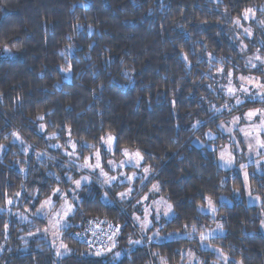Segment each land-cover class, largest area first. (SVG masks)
I'll return each instance as SVG.
<instances>
[{
  "label": "trees",
  "instance_id": "1",
  "mask_svg": "<svg viewBox=\"0 0 264 264\" xmlns=\"http://www.w3.org/2000/svg\"><path fill=\"white\" fill-rule=\"evenodd\" d=\"M261 4L264 0H0V45L19 46L12 55L0 48V207L16 199L11 212L0 210V264H157L159 259L178 264L183 249L196 250L197 264H214L215 253L200 249L199 240L216 222L225 232L209 240L229 256V264H264L259 230L264 173L249 166L262 202L247 204L239 170L223 169L217 161L228 138L217 127L226 113L216 110L226 95L217 85L220 67L242 66L247 50H264L258 44L260 39L264 45V27L244 16ZM236 19L250 24L248 37ZM207 129L217 137L207 140ZM107 133L116 137V156L124 148L142 154L160 194L171 202L173 216L160 230L191 237L150 244L130 221L132 201L93 199L100 188L96 181L102 180L62 149L71 136L78 159L105 153L101 137ZM196 136L216 147L197 145ZM80 172L94 180L82 186L71 224L61 231L69 252L57 256L45 238L29 234L43 229L46 218L35 216L28 224L20 211L37 207L57 186L67 188L69 177ZM221 195L231 202H220ZM209 197L217 205L215 217L199 208ZM107 226L119 231L99 245L96 239ZM133 235L142 244L112 262Z\"/></svg>",
  "mask_w": 264,
  "mask_h": 264
},
{
  "label": "rangeland",
  "instance_id": "2",
  "mask_svg": "<svg viewBox=\"0 0 264 264\" xmlns=\"http://www.w3.org/2000/svg\"><path fill=\"white\" fill-rule=\"evenodd\" d=\"M250 9L252 12L246 16V19H254L253 22L255 24H258L260 27H264V17L261 16V14L264 12V4H261L257 7H252ZM237 20H239L241 27L239 32H242L243 37H248L247 34L250 32V30H248L247 26L250 24L245 26L241 19H236V21ZM258 44L260 48L264 47L263 42L260 39ZM240 47L242 51L247 50L248 45L246 41H243L240 44ZM247 51L245 53L242 66H232L228 69L220 67V69H223V71L221 72L220 69L218 71V77L216 79L217 85L226 95L224 101L216 106V110L220 114L225 112L226 115L217 120V127L223 134L227 136L228 141L223 146L218 148L217 161L219 166L223 169L237 168L239 170L243 181L246 203L249 205H259L262 202V198L254 190L251 184L249 166L253 165V168L257 173H264V147H261V145L264 144V116L249 118L247 117L246 113L254 109H260L264 111V87L257 86L264 84V50L256 49L250 52ZM257 57H259V59H257ZM236 67L238 68L237 71L235 69ZM246 67L248 70L243 71L244 69L246 70ZM241 77L244 79L241 80ZM228 87H235L238 89V91L234 95H230L227 91ZM238 100L241 101V103H237ZM225 105H227V107H225ZM235 117L240 118L238 122H234ZM41 125L44 124L42 123ZM41 125L40 131H44L45 126L42 129ZM229 129H231V131H229ZM68 134L70 135V133ZM107 134L105 135V138ZM112 135L114 136V134ZM217 135L218 132L211 129H207L204 132V136L207 138V140L215 139ZM17 136L18 135H16V139L20 140V138H17ZM205 138L203 139L200 136H196L194 143L197 145L207 144L211 148L216 147L215 143H209L205 140ZM26 145L28 146V144ZM73 145H75V147H73ZM103 145L105 153L101 150H96L82 159H78V154L75 153L77 148L76 141L71 136H69L67 139L66 148H63L62 150L67 155L72 153V155L69 156L72 157L80 167H82L84 170L96 172V174L103 181L106 180V177L100 174L99 169L93 170L84 167V165L87 163L88 157H91V162L95 164V154L97 152L100 153L101 164L103 165L104 171L108 172L109 176L116 175L118 177L116 182H111L106 186L115 187L116 184H119L121 188L127 187L128 189H132L131 194L126 196V198L123 200L132 201V206L129 209L130 221L132 222L135 231L137 230L139 234L144 235L145 239L150 242V244L160 243L180 237L189 238L190 234L184 232H164L160 230L163 221L172 218L173 208L171 202L165 196L160 194L158 183L151 179V170L143 164V160L140 161L138 165L134 160L129 162L128 158L123 154V149L121 155L116 156L115 142L112 145L111 150H109L108 145L104 142ZM51 146L57 147L59 145L54 143L51 144ZM42 149V152L55 159H58V161L61 163H64L65 161L67 162V159H62L63 157L54 151H51L47 148ZM124 149H128L129 153H135L137 151L129 148ZM222 153L224 157L223 159H221ZM109 160L114 161V164L110 165L108 163ZM229 160H233V162L228 163ZM241 165L244 167H241ZM145 168H148L149 170L145 171ZM244 173L248 174L247 180H245ZM83 177H89V180H83L81 187L78 189L72 182H70V185L67 188L57 186L62 190V192H67V200L74 205L73 210L69 213L66 220L63 217V211L65 210V199L59 195L53 196V192L48 197L43 199L37 207L27 205L26 210L20 211V219L23 222H27L28 224L35 216L46 218L47 224L43 229L31 230L29 234L32 237L38 236L45 238L49 245L53 247L57 253V256L67 254L69 252L67 246L64 247L65 245L62 241L61 231L64 227H67L71 224V216L74 213L77 203L81 198L80 193L82 186L85 184H90L94 180L90 174L85 172H80L75 179H82ZM129 177H132V179H129ZM249 192L251 195H249ZM50 197L54 201L55 207L53 209L46 207L45 209L41 210V203ZM145 197H147V199H145ZM15 201L16 199L13 200V202ZM105 201L111 202V199H105ZM211 201L212 207L215 208L214 213L209 207L208 199L203 205H200L199 208L201 211L210 213L215 217L217 205L213 199H211ZM219 201L231 202V198L227 197L226 195H221L219 197ZM11 205L12 203H7L5 206L0 207V210L11 212ZM169 206H171L172 211L165 215V213L168 212ZM45 212L49 213L47 217L45 216ZM55 213H61V216L57 217ZM135 217H140V220H136V222L133 223V219ZM58 220L60 221L59 227L56 226ZM147 221H151V224H147ZM45 229H48V231H45ZM259 230L262 234H264V213L261 215ZM157 231L159 232V235L156 234ZM224 232L225 230L222 224L220 222H216L213 224V226L206 228L200 234L199 248L208 249L215 253L216 259H214V264L230 263L229 256L225 254L218 245L212 243L209 240L210 238L224 234ZM202 237L205 238L202 239ZM25 241H28V238ZM136 241H139V243H136ZM140 244H142L141 238L137 235H133L126 246L118 249V251L115 252L116 260H112V262L118 261L125 255H128L132 249ZM117 252L120 253L119 256L116 255ZM181 254L182 260L178 264H197L199 261V256L194 249H183ZM157 264L169 263L165 262L163 259H159ZM237 264L241 263L237 261Z\"/></svg>",
  "mask_w": 264,
  "mask_h": 264
},
{
  "label": "snow or ice",
  "instance_id": "3",
  "mask_svg": "<svg viewBox=\"0 0 264 264\" xmlns=\"http://www.w3.org/2000/svg\"><path fill=\"white\" fill-rule=\"evenodd\" d=\"M252 10L251 9H247L245 10V15L247 16L249 13H251ZM237 23H239V20H237ZM5 51H8V49L6 48ZM257 59H259V57H257ZM220 71L222 72L223 69H220ZM241 80H243L244 78L241 77L240 78ZM258 87H264V84H261V85H257ZM228 93L230 95H234L238 89L235 88V87H228L227 89ZM237 103H241V101H237ZM225 107H227V105H225ZM247 117L249 118H252V117H257V116H264V111L260 110V109H254V110H250L246 113ZM40 119H43V117H40ZM239 117H235L234 118V122H238L239 121ZM41 128L43 129L44 128V125H41ZM229 131H231V129H229ZM70 132V130H69ZM13 135H17V134H13ZM17 138H19L17 136ZM50 138H55V136L53 135V137H50ZM101 140L108 145L109 147V150H111L112 148V145L114 144L115 140H116V137H114L111 133H108L106 138L105 137H101ZM2 147L3 146H0V150H2ZM73 147H75V145H73ZM261 147H264V144L261 145ZM123 154L125 157L128 158L129 162L131 161H135L136 164L138 165L140 163V161L143 160V156L142 154L139 152V151H136L135 153H129L128 149H123ZM40 155V154H38ZM69 155H72V153H69ZM95 158H96V163L93 164L91 162V157H88L87 158V163L84 165V167H87V168H90V169H93V170H96V169H99L100 170V174L103 175L104 177H106V181L110 184L112 182V180H117L118 177H111L109 176L108 172L104 171V168H103V165L101 164V156H100V153L97 152L95 154ZM223 153L221 154V159H223ZM234 159V158H233ZM233 160H229L228 163H232ZM110 165L111 164H114V161H109L108 162ZM241 167H244L243 165H241ZM145 171H148L149 169L148 168H145L144 169ZM135 175V174H134ZM244 176H245V180H247L248 178V174L247 173H244ZM57 179H59V177H57ZM69 179L71 180V182L75 185L76 188H79L81 187L82 185V181L83 180H89V177H83L82 179H72L71 177H69ZM129 179H132V177H129ZM156 187V186H154ZM131 191L132 189H128V192L126 193H120L121 197L123 198L124 196H128L131 194ZM16 195H20V193H16ZM53 196H62L64 199H65V210L63 211V217L67 218V216L69 215V213L73 210L74 208V205L71 204L68 200H67V192H62V190L59 188V187H56L53 189V193H52ZM249 195H251V193L249 192ZM145 199H147V197H145ZM208 199V204H209V207L211 208L212 212L214 213L215 212V208L212 207V201H211V198H207ZM8 203L11 204L13 203L12 200H8ZM49 208V209H53L55 207V204H54V201L52 200V198H48L46 200L43 201V203H41V206H40V209L43 210L45 208ZM172 211V208L171 206L168 207V212L165 213V215H167L168 213H170ZM49 215L48 212H45V216L47 217ZM55 215L57 217H60L61 216V213H55ZM137 221L140 220V217H135ZM147 224H151V221H147L146 222ZM60 225V221L58 220L57 221V224L56 226L59 227ZM45 231H48V229H45ZM115 231H119V228H116ZM157 235H159V232L157 231L156 233ZM205 238V237H202V239ZM136 243H139V241H136ZM66 247V246H64ZM102 253L100 252H97L96 255H101Z\"/></svg>",
  "mask_w": 264,
  "mask_h": 264
},
{
  "label": "clouds",
  "instance_id": "4",
  "mask_svg": "<svg viewBox=\"0 0 264 264\" xmlns=\"http://www.w3.org/2000/svg\"><path fill=\"white\" fill-rule=\"evenodd\" d=\"M0 48H4V49L7 48L8 49V51L4 52L5 55H12L13 54V50H19V46L15 45V44H13L11 46H8L7 44H3V45H0ZM144 147L147 148L149 146L148 145H144ZM118 159H120V158H118ZM109 161H112V160H109ZM111 177H117V176L116 175H111ZM116 181L117 180H115V179L112 180V182H116ZM96 183L100 184V188H96L95 189V195L93 196V199H98L101 202L103 200H105V199H111L114 203L120 204V201L126 198V196H124L122 198L120 193L128 192V188L127 187L121 188V186L119 184H116L115 187H107L105 189V185L109 184L106 180L96 181ZM93 187H94V185H93ZM88 191L91 194V191H92L91 188L88 189ZM80 207L82 209L83 205H80ZM135 222H136V218L133 219V223H135ZM25 246H27L26 242H25ZM116 255L119 256L120 253L117 252Z\"/></svg>",
  "mask_w": 264,
  "mask_h": 264
},
{
  "label": "built area",
  "instance_id": "5",
  "mask_svg": "<svg viewBox=\"0 0 264 264\" xmlns=\"http://www.w3.org/2000/svg\"><path fill=\"white\" fill-rule=\"evenodd\" d=\"M100 231L101 232L99 233L96 239V243L102 245L104 241H106L110 237V235L115 232V229L112 226H107L104 229H101Z\"/></svg>",
  "mask_w": 264,
  "mask_h": 264
}]
</instances>
